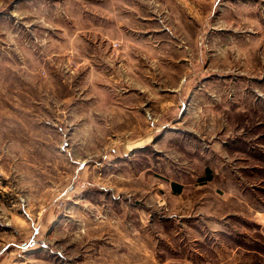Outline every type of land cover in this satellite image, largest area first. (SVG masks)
Listing matches in <instances>:
<instances>
[{
  "label": "rangeland",
  "instance_id": "1",
  "mask_svg": "<svg viewBox=\"0 0 264 264\" xmlns=\"http://www.w3.org/2000/svg\"><path fill=\"white\" fill-rule=\"evenodd\" d=\"M117 97L125 98L127 131L135 112L143 133L154 116L192 139L187 148L180 138L159 144L182 164L174 168L181 175L204 174L208 162L192 155L195 149L216 155L220 182L206 190L221 194L223 215L167 223L173 248L163 244L162 251L198 264H264V0H0L1 191L14 199L29 194L35 204L37 195L48 198L53 171L40 169L39 176L29 164L37 146L54 141L81 155L107 139H141L148 145L141 168L148 169L152 137L87 134L107 126L102 111ZM214 142L223 143L220 150ZM174 148L180 154L172 156ZM61 155L66 188L72 168ZM166 164L153 169L174 177ZM135 196L132 203L148 202L143 190ZM6 220L0 214V223Z\"/></svg>",
  "mask_w": 264,
  "mask_h": 264
},
{
  "label": "crops",
  "instance_id": "2",
  "mask_svg": "<svg viewBox=\"0 0 264 264\" xmlns=\"http://www.w3.org/2000/svg\"><path fill=\"white\" fill-rule=\"evenodd\" d=\"M124 101L125 98H114L102 111L101 120L106 121L107 126L101 121L100 127L88 128L87 134L152 137L151 142L155 145L151 146V156L148 157L149 168H141L140 160L146 156L148 146L141 145V139L130 143L118 140L113 144H109L107 139L101 144L87 145L85 154L81 155L74 152L73 146L63 149L55 141L48 147L37 146L33 150L37 152V159L31 161L29 167L39 169V176L40 169L53 171L48 181L53 185V193L48 198L35 196L38 200L35 204L32 203L34 196L28 194L22 199H14L12 191L0 189V214L7 217L4 225L0 223L4 232L0 240V264H198L196 257L168 255L162 251V245L170 244L165 231L171 225L167 223L187 221L190 217L202 219L223 215L221 194L206 190L209 188L207 185L215 186L216 180L220 182L215 170L216 155L211 159L205 155L204 147L195 149L192 155H200L204 162H208L204 174L181 175L174 168L179 169L182 164L163 152L164 148L159 144L180 138L183 147L187 148L186 142L190 144L192 139L185 137L187 133L184 130L170 127L169 122L159 126L158 118L154 116L151 119L155 123L150 131L143 133L140 118L135 117V112L128 115V119L133 121L128 122L127 131ZM141 110V107L135 109ZM193 137L196 144L205 142L204 138ZM222 144L214 142L213 146L218 151ZM170 151L172 156L179 153L175 148ZM47 152L52 154L47 155ZM63 152L68 154L66 164L72 168L65 177L69 182L66 188H61ZM163 153L165 159H162ZM156 163L159 171L162 170L160 164L167 163V172L173 167L175 176L158 173L153 169ZM146 174L148 182H145ZM41 176L46 178L43 174ZM93 188L102 191L93 192ZM142 190L148 194V202L136 199L139 203H132L130 198ZM64 197L69 204L67 208L60 209L57 204ZM233 197L238 200L235 195ZM14 200L17 202H12ZM258 214L264 216L262 212ZM220 224L213 223V230H218ZM173 231L170 230V235Z\"/></svg>",
  "mask_w": 264,
  "mask_h": 264
}]
</instances>
